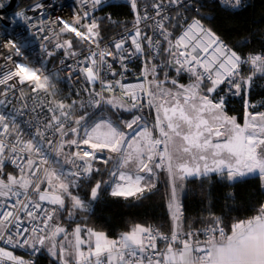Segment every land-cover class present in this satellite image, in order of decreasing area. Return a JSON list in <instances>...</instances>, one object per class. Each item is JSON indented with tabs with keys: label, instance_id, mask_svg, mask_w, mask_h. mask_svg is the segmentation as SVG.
<instances>
[{
	"label": "snow or ice",
	"instance_id": "1",
	"mask_svg": "<svg viewBox=\"0 0 264 264\" xmlns=\"http://www.w3.org/2000/svg\"><path fill=\"white\" fill-rule=\"evenodd\" d=\"M127 2L135 22L113 37L105 22H120L96 15L113 0H75L71 16L54 18L34 0L0 16L23 21L43 42L34 57L31 39L13 29L15 52L5 51L0 25V106H21L0 111V264H38L45 253L53 264H264V203L229 226L215 214L189 224L181 200L186 182L213 175L228 186L258 178L264 191V100L249 99L264 79V50L238 51L247 38L230 45L205 23L215 16L201 11L238 14L245 0ZM10 6L0 0V10ZM136 60L139 75L129 68ZM230 96L243 102L242 124L226 111ZM25 113L34 119L21 126L16 117ZM160 172L170 189L169 233L135 223L110 237L87 226L103 193L139 201Z\"/></svg>",
	"mask_w": 264,
	"mask_h": 264
},
{
	"label": "trees",
	"instance_id": "2",
	"mask_svg": "<svg viewBox=\"0 0 264 264\" xmlns=\"http://www.w3.org/2000/svg\"><path fill=\"white\" fill-rule=\"evenodd\" d=\"M32 2L34 0H17L14 9ZM201 11L215 16V20L205 23L218 31V34H221L230 45L236 47L238 41L247 38L248 43L240 44L238 51L246 53L264 50V0H251L250 4L238 14L223 12L218 7L215 10L206 7ZM105 15H110L114 21L120 22L119 25H109L107 21L105 22L107 31L104 34L109 37L127 28L133 20L132 9L127 4H113L111 7L103 8L100 16ZM256 85L249 97L253 103L264 100V79H257ZM259 110L264 111V108ZM226 111L229 115H235L238 122L243 123L242 100L228 99ZM125 118L129 117L125 116ZM7 171L12 169L8 167ZM101 178L107 179V176L96 177V179ZM169 190L167 173L160 172L156 189L139 201L113 198L105 192L102 194V211L97 215L89 216L86 221L87 226L106 231L110 237H116L135 223L152 225L160 228L161 231L169 232L171 227V218L167 209ZM181 200L189 224L215 214L221 216L230 226L232 222L255 214L259 204L264 203V191L260 190L258 178L228 186L226 182L220 181L213 175L211 180H205L203 184L198 179H190L186 182V192ZM203 225L197 223L196 226ZM37 262L53 264L46 253L39 256Z\"/></svg>",
	"mask_w": 264,
	"mask_h": 264
},
{
	"label": "built area",
	"instance_id": "3",
	"mask_svg": "<svg viewBox=\"0 0 264 264\" xmlns=\"http://www.w3.org/2000/svg\"><path fill=\"white\" fill-rule=\"evenodd\" d=\"M43 2L46 5V8L44 9L45 14L49 15L52 18H54L56 16L67 17V16H71L73 14V9L75 6V0H43ZM250 2H251V0H245L246 5H249ZM113 4H127L130 6V4H128L127 0H113ZM26 6L20 7L18 9H13L12 11L7 12L5 16L6 17L10 16L13 11L23 10L26 8ZM100 11L101 10H98L96 15L100 16ZM29 15H33V13L29 12ZM134 22H135V20H134V13H133V20L127 28H131L132 25L134 24ZM1 25H3L7 29V31L4 33V35L7 36V39L3 40V47H4L5 51L15 52V49L13 48L14 41L12 39V36L8 35V33H12L13 29H15V32L13 34H21V35L27 37L28 39H31V41H32L31 54L34 57L43 56L42 49L39 47V45L43 42L40 40L39 34H36L34 37L29 34L30 26L25 27L23 21H19L18 23L8 24L7 19H6V23L5 24L1 23ZM119 33H116V34L112 35L111 37L116 36ZM17 47H19V45H17ZM248 53H250V52H246L244 54H248ZM0 55H2V53H0ZM26 58L27 57H25V59ZM48 66L50 68L55 69V67L58 66V59L53 60V62L51 64H49ZM141 67H142V64H141L140 60H136L133 63L129 64V68L132 70V73H135L136 75H139ZM244 74L245 75L248 74L247 66L245 67ZM61 75H66V73H61ZM128 79H129V82H135L131 73L129 74ZM2 87L3 86H0V88H2ZM58 87L64 88L65 94H67V95L72 94V89L71 88H65L64 84H59ZM77 87L78 86H76V85H72V88H77ZM225 91H226V89H225ZM221 94H223V93H221ZM2 98L3 97H0V99H2ZM73 98H77V97H75L73 95ZM8 99L13 100V98L11 96H9ZM228 99L241 100L240 97H232V96L228 97ZM29 104L31 105V102H29ZM256 104H258V103H256ZM20 107L21 106H20L19 102L13 100L12 104H7V102H6L5 106H0V111H5V108H6L8 112L16 113L17 109H20ZM34 115L35 114H32V113H25L23 116L17 115L16 118H17L18 123L21 124V126H26L29 122H31L34 119ZM9 168H11V166H9ZM204 226L205 225H203L201 227H204ZM162 232H164V231H162ZM164 233L167 234L169 232H164ZM201 239H203V237H201ZM161 247H163V244H161ZM15 254L23 256L25 259H31L32 258L28 254L27 250H25V249H16ZM37 258L38 257H36L35 259L37 260Z\"/></svg>",
	"mask_w": 264,
	"mask_h": 264
},
{
	"label": "water",
	"instance_id": "4",
	"mask_svg": "<svg viewBox=\"0 0 264 264\" xmlns=\"http://www.w3.org/2000/svg\"><path fill=\"white\" fill-rule=\"evenodd\" d=\"M16 4H17V0H11V6L6 8V9L0 10V16H4L7 12L12 11L16 7ZM0 22L5 24L6 19L4 21H0Z\"/></svg>",
	"mask_w": 264,
	"mask_h": 264
},
{
	"label": "rangeland",
	"instance_id": "5",
	"mask_svg": "<svg viewBox=\"0 0 264 264\" xmlns=\"http://www.w3.org/2000/svg\"><path fill=\"white\" fill-rule=\"evenodd\" d=\"M145 114H146V115H149V114L147 113V111L145 112ZM151 119H152V117L149 115V121H150V122H151ZM183 195H184V194H183ZM183 195H182V196H183ZM181 199H182V197H181ZM77 223H80V221L77 220ZM74 226H75V225L73 224L72 227H74Z\"/></svg>",
	"mask_w": 264,
	"mask_h": 264
}]
</instances>
